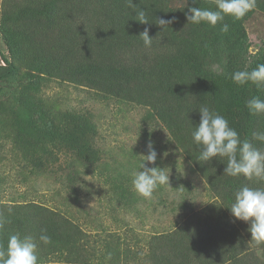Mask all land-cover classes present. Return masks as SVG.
<instances>
[{"label": "rangeland", "instance_id": "1", "mask_svg": "<svg viewBox=\"0 0 264 264\" xmlns=\"http://www.w3.org/2000/svg\"><path fill=\"white\" fill-rule=\"evenodd\" d=\"M38 2L0 0L3 56L11 57L8 30L16 37L15 29H22L33 42L47 47L54 41L56 33L48 29L50 21L37 14ZM167 2L175 8L185 4L183 0ZM248 14L244 59L251 63L264 59V0H256L255 9ZM68 21L60 17L54 27ZM78 24L85 28V40L78 48L81 58L108 60L113 56L124 63L152 57L151 50H126L120 41V46L106 51L102 38L94 42L87 25ZM2 55L0 68L5 69ZM236 58H230L232 64L229 58L223 57L221 63L213 58L208 66L221 71L225 65L235 72L242 68L235 64ZM22 74L0 81V202L7 210L34 202L62 213L83 233L87 264H109L112 256H117L118 264H154L153 241L172 245V236L182 230L190 236L185 253L180 255L183 264H264V241L251 239L250 223L237 220L230 231L232 237L222 229L224 216L230 213L216 185L222 182L220 173V182L214 177L215 181H208L195 165L193 153L172 133L170 123L156 115V109L55 79L28 91L33 83ZM29 94L34 96L32 105L26 101ZM34 136L41 137L48 148L43 150L40 169L27 159L30 150L25 141ZM149 142L157 151V161L144 163L170 172L171 187L159 186L151 198H144L134 190L131 173L140 170L141 155L148 154ZM254 183L264 188V181L254 178ZM123 188L137 196L125 195ZM3 211L2 207L0 213ZM211 228L215 246L201 251L196 240ZM92 248L95 257H90ZM176 248L170 246L167 251L174 257ZM50 261L48 264H55V257Z\"/></svg>", "mask_w": 264, "mask_h": 264}, {"label": "trees", "instance_id": "2", "mask_svg": "<svg viewBox=\"0 0 264 264\" xmlns=\"http://www.w3.org/2000/svg\"><path fill=\"white\" fill-rule=\"evenodd\" d=\"M183 1L184 5L175 8L170 7L167 0H132L137 8L147 11L150 23L145 25L135 20L136 13L129 5V0H39L37 14L50 21L48 29L56 33L54 41L47 47L43 43L33 42L29 33L22 29H15L16 37L9 30L6 31L10 36L6 42L10 46L11 57L3 56L0 51L7 65L5 69L0 68V81L24 72V77L33 83L29 84L28 91H33L34 87L37 89L41 82L55 79L95 88L118 98H130L156 109V115L170 123L172 133L182 139V145L193 153L200 173L208 181L216 179L219 182L217 175L220 173L222 182L216 185L220 186L223 202L230 213L225 214V222L221 225L223 231L232 237L230 231L237 219L232 215L230 206L235 200V192L243 185L255 188L257 184L254 178L248 180L243 176L224 175L226 158L198 162L196 158L200 148L193 143L191 131L200 122L199 107L208 105L228 119L241 139L251 140L264 150V142L254 140L252 136L255 131H264V114L252 115L245 107V102L253 96L264 99V90L257 89L252 83L236 84L231 78L233 72L225 65H222L223 69L219 68L221 71H214L208 66L213 58L217 63H221L223 57L229 58L232 64L230 58L237 57L235 64L242 67L238 70L251 71L258 64H264V59L251 63L244 59L248 13L241 19L226 16L223 23L229 25V30L224 33L220 31V24L212 27L206 23H188L185 15L190 7L215 10V1ZM60 17L70 21L66 25L54 27ZM160 18L173 22L162 29L157 24ZM78 22L87 25L94 42L102 38V48L106 51L121 43L126 50H151L152 57L149 60L134 58L124 63H118L113 56L108 60L101 56L81 58L78 48L81 41L85 40L82 38L85 28L80 29ZM96 26L100 27L96 29ZM145 28L149 30L150 37L155 38L150 48H146L139 37ZM26 101L32 105L33 94L27 95ZM25 143L30 150L27 159L34 162V168L40 169L45 159L43 150L48 148L38 136L27 138ZM123 192H126L125 195L129 192V195L137 196L130 188H123ZM2 207L5 211L0 216L9 222L0 230V242L6 244L8 236L13 233L30 235L37 239L39 245V264L53 262L50 261L53 257L56 259L55 264H87L83 233L78 225L62 213L34 202L17 205L13 211L10 208L7 210L5 204L0 202V210ZM42 229L51 237L48 245L38 240ZM213 230H208L202 238L198 236L196 242L199 247L201 244V251L215 246ZM189 237L182 230L172 236V245L154 240L151 257L154 264H183L180 255L185 253ZM170 246L179 247L174 257L167 251ZM94 251L92 248L90 257L96 256ZM109 264H118L117 256H112Z\"/></svg>", "mask_w": 264, "mask_h": 264}, {"label": "clouds", "instance_id": "3", "mask_svg": "<svg viewBox=\"0 0 264 264\" xmlns=\"http://www.w3.org/2000/svg\"><path fill=\"white\" fill-rule=\"evenodd\" d=\"M215 4V10L190 7L185 14L188 23H206L212 27L220 24V31L226 33L229 25L223 23L225 17L243 18L255 9L256 0H215ZM129 5L136 13L135 20L145 25L150 23L144 8H137L132 0H129ZM172 22L171 19H157V24L162 29ZM139 37L146 48H150L155 39L150 37L147 28ZM231 78L238 85L252 83L257 89L264 90V64H258L251 71L237 70L232 73ZM245 107L252 115L264 114V99L253 96L245 102ZM198 110L200 122L191 131L193 143L200 148L196 160L205 163L217 157L226 158L224 175L264 181V150L254 145L251 140L241 139L238 131L230 126L228 119L215 109L202 105ZM252 136L254 140L264 142V131H255ZM147 148L148 154L141 155L143 159L139 165L140 170L133 171L131 176L134 190L144 198H151L159 186L171 187L170 172L165 171V168L146 166L145 161L155 164L158 155L152 142L147 144ZM230 210L237 220L250 223L248 230L251 239L264 241V188L241 186L235 192V200ZM8 222L0 216V230H3ZM38 240L44 245L51 243V237L46 234L45 229L41 230ZM38 247L37 239L33 236L10 234L6 244L0 242V264H39Z\"/></svg>", "mask_w": 264, "mask_h": 264}]
</instances>
